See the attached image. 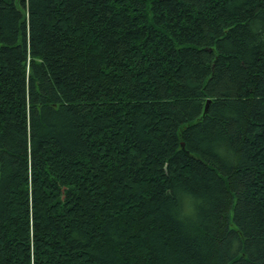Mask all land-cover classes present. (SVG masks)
Wrapping results in <instances>:
<instances>
[{"label":"trees","instance_id":"trees-1","mask_svg":"<svg viewBox=\"0 0 264 264\" xmlns=\"http://www.w3.org/2000/svg\"><path fill=\"white\" fill-rule=\"evenodd\" d=\"M0 264H264V0H0Z\"/></svg>","mask_w":264,"mask_h":264},{"label":"bare ground","instance_id":"bare-ground-1","mask_svg":"<svg viewBox=\"0 0 264 264\" xmlns=\"http://www.w3.org/2000/svg\"><path fill=\"white\" fill-rule=\"evenodd\" d=\"M26 13H27V10L25 9ZM28 14V13H27Z\"/></svg>","mask_w":264,"mask_h":264},{"label":"water","instance_id":"water-1","mask_svg":"<svg viewBox=\"0 0 264 264\" xmlns=\"http://www.w3.org/2000/svg\"><path fill=\"white\" fill-rule=\"evenodd\" d=\"M205 111H206V108H205Z\"/></svg>","mask_w":264,"mask_h":264}]
</instances>
